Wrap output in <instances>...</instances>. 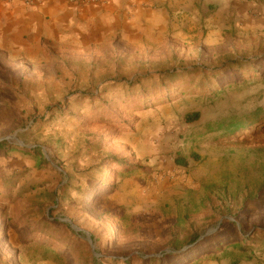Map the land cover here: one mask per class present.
Returning a JSON list of instances; mask_svg holds the SVG:
<instances>
[{
    "label": "rangeland",
    "instance_id": "obj_1",
    "mask_svg": "<svg viewBox=\"0 0 264 264\" xmlns=\"http://www.w3.org/2000/svg\"><path fill=\"white\" fill-rule=\"evenodd\" d=\"M68 1L80 10L86 0H0V144L9 150L0 152V264L162 260L194 235L242 241L264 230V125L225 140L203 135L209 123L264 106V80L246 74L247 85L210 100L202 94L224 81L199 88L211 80L187 77L261 57L264 0H247L256 3L248 11L245 0L187 11L176 3L162 30L121 24L93 36L65 20L58 5ZM195 112L200 120L187 123ZM251 241L260 252L248 260L237 251L240 264H264V240ZM205 251L197 264L230 263Z\"/></svg>",
    "mask_w": 264,
    "mask_h": 264
},
{
    "label": "trees",
    "instance_id": "obj_2",
    "mask_svg": "<svg viewBox=\"0 0 264 264\" xmlns=\"http://www.w3.org/2000/svg\"><path fill=\"white\" fill-rule=\"evenodd\" d=\"M260 69L264 70V54L256 59L252 60H231L226 64H223L220 67H213L211 69H203V71H196L195 69L188 71L187 77L190 78V83L193 84L194 80L198 78L200 75H204L209 78L211 82H207L208 80H204L205 84L203 87L199 88H207L210 84H216L220 82V80L224 83L221 84L217 90L208 91L207 93L202 94V96L208 97V99H216L225 91V88L238 89L242 86L248 84L249 81H246V74L252 75L257 74L255 77L256 80L254 83H261L264 80V75L260 73ZM170 77H175L177 71L168 73ZM186 77V76H185ZM238 77H241L239 80ZM202 82V79L201 81ZM139 81H128L126 83L130 88L134 87L138 84ZM168 83L164 79L161 80V84L164 85ZM170 84H173L171 82ZM201 84V83H199ZM144 90V89H143ZM167 90V89H166ZM154 90L147 91L146 93H152ZM141 95H144L143 91H141ZM168 95L171 94L170 91L167 92ZM220 93V94H219ZM200 113H189L186 115L185 120L187 123H195L200 120ZM264 125V106H255L254 109L246 112L245 114H232L227 116L224 119L215 121L213 123H209L205 126L203 135L208 134H216L219 139L225 140L229 139L233 136L239 135L243 132H247L248 130H255L256 128H260ZM6 144H0V152L7 153L9 150ZM13 150V149H12ZM194 158L197 157L194 155ZM176 164L179 167L187 168L189 166L188 159L185 157L176 158ZM114 165L118 164V161H113ZM93 191L91 189L89 192ZM264 196V195H263ZM261 200H264L261 199ZM257 202V199H251V202ZM253 206V205H252ZM64 225L63 223H61ZM259 235L262 240H264V230L259 229L255 230L253 234L242 232L239 236L243 237L242 241H236L238 237L236 233L231 234H217L210 238H205L203 241H198L200 236L194 235V237L188 242V249L184 252L178 253L179 249H175L174 252H170L167 255H164L162 260L156 257H145L142 255H136L132 258H129L125 261L112 259L110 264H157V261H164L165 259H171L173 262H179V264H197L198 258L200 256L201 248L205 247V254H223L228 260L229 264H240L238 257L236 256V252L240 253L244 258H248V260H252V255L254 253L260 252L261 246L260 243L251 241V237ZM216 246L215 250H212V246ZM224 250V252H223ZM232 250V251H231ZM225 251H231L230 253ZM185 255H188V259H193L191 263L188 259H183ZM98 264V263H96ZM162 264V263H161Z\"/></svg>",
    "mask_w": 264,
    "mask_h": 264
},
{
    "label": "crops",
    "instance_id": "obj_3",
    "mask_svg": "<svg viewBox=\"0 0 264 264\" xmlns=\"http://www.w3.org/2000/svg\"><path fill=\"white\" fill-rule=\"evenodd\" d=\"M196 2H198L199 4H205L203 0H111L110 2L107 1L104 4L101 2H95V0H86L84 5H81L82 7L80 8V10L77 9L76 6H73V4H71L69 1L63 3L64 5H58V9L64 12V18L65 20H67V22L70 20V23L73 24L75 18H78V25L82 23L84 26H90L91 29L89 31V35L93 36L94 34L103 33H100L99 31V33H95L94 27L101 28V30L103 31L106 28L110 27L111 30L113 29L112 32L114 33L115 29L118 28L121 24L123 25V28L125 26L127 28L130 26L135 29H142L143 27L150 28L153 26H157L160 30H162L165 24H169L170 11L172 10L171 13L173 14L176 13V3H180L183 5L180 6L179 9L182 8L184 9V11H187L192 10L193 8L191 6ZM124 5L128 6L129 8L132 7L136 11L141 10V13H139L136 18L133 17L132 14L128 15V12H126V15L121 14L122 9L125 8ZM253 5L255 6L256 3L253 1H247L244 8L248 11L250 7H254ZM123 16L128 17L123 18ZM185 17L188 18L187 15ZM134 18L136 20L131 21ZM108 32H110V30ZM77 34L79 36L80 33L78 32ZM82 34H80V36ZM108 34L109 33H107V35Z\"/></svg>",
    "mask_w": 264,
    "mask_h": 264
}]
</instances>
